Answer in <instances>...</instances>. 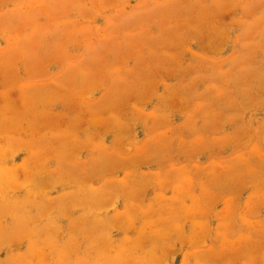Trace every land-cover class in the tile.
Returning <instances> with one entry per match:
<instances>
[{
    "label": "rangeland",
    "instance_id": "obj_1",
    "mask_svg": "<svg viewBox=\"0 0 264 264\" xmlns=\"http://www.w3.org/2000/svg\"><path fill=\"white\" fill-rule=\"evenodd\" d=\"M0 264H264V0H0Z\"/></svg>",
    "mask_w": 264,
    "mask_h": 264
}]
</instances>
